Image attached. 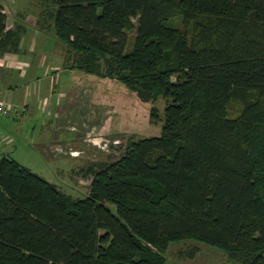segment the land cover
<instances>
[{
  "label": "trees",
  "instance_id": "obj_1",
  "mask_svg": "<svg viewBox=\"0 0 264 264\" xmlns=\"http://www.w3.org/2000/svg\"><path fill=\"white\" fill-rule=\"evenodd\" d=\"M53 5L39 23L52 20L69 67L120 81L152 121L165 99L162 133L90 165L83 198L2 156L0 264H167L184 240L264 264V0ZM25 31L0 3V54Z\"/></svg>",
  "mask_w": 264,
  "mask_h": 264
},
{
  "label": "crops",
  "instance_id": "obj_2",
  "mask_svg": "<svg viewBox=\"0 0 264 264\" xmlns=\"http://www.w3.org/2000/svg\"><path fill=\"white\" fill-rule=\"evenodd\" d=\"M13 1L14 7H11L12 11H10L11 9H8L5 5L8 4V6H11L9 0H0V3L8 14V27L12 28L17 24H22L25 26L26 31L21 42V51L19 53L6 52L0 54V101L16 109L12 118L15 119V122L21 121L22 124L13 127L17 133L22 132L23 139L25 140L28 139L24 137L28 131H25V134L24 129L29 127L30 130L33 131L32 128L37 126L33 125V127H31L30 122L34 120L36 123L37 119L41 120V125H43L42 130L36 132L34 136L32 135L33 141L30 140L32 142L29 144L33 147L29 150L39 153L40 156L47 160L68 161V169L71 171L70 174L72 178L66 181V184L71 185L75 189L77 183H79L81 179H84L83 176H91V174L88 173V168L94 163L95 152L97 150L101 152V150L98 149V144H96L97 141H95L96 138L92 134L95 130L93 125L83 134H77L76 137L67 139L61 144L62 137L59 134L60 128L57 123L63 118L64 113L68 112L67 115H69L72 110L73 117H78V119L76 121H73V118L68 120L65 129L74 133L77 131L79 123L84 122V125L87 123L89 125L90 121L84 119L81 114L83 109L85 110V106L89 109L91 107L95 108L97 105L98 107H103L101 111L104 112L110 109L111 102L102 101V98H97L96 100L94 88L80 83L82 80H86L87 77H85V75L88 76L87 73L70 68L69 64L62 67L65 61L66 48L65 45L63 46L59 43L60 40L58 38L59 41L54 45L55 51H57L55 57L57 58L51 60L49 64L47 58L44 56L38 61V67H40V69L44 67L45 74L52 77L50 85H40V80L33 89L26 87L28 82L23 79L28 76V69L35 60L30 54H32L36 46L31 34L25 36L28 32V28L31 27L38 34H40L41 31L43 34H48L46 31L52 32L53 28L50 26V19L46 22L42 21L39 23L41 16L43 18V14H41L42 11L39 13V11L33 10L29 3L27 4L26 2L28 0ZM32 10L39 13L35 19L31 17ZM45 24L46 26H44ZM53 38L49 37L46 39L44 42L45 45L51 43V41L54 42ZM24 46H27L28 50H23L22 48ZM51 72H53V74H51ZM17 78L19 80H17ZM8 118L9 117L0 113V128L3 122L5 123L6 120H9ZM42 119H44L43 122ZM107 128L108 125L103 124L100 125V129L98 128L97 131L101 136H108V132L104 134ZM50 129L51 132L49 133ZM53 130L55 133L52 134ZM0 134L3 137V142L0 143V158L4 155H17L20 152V146L17 143L16 135L11 131L6 133L2 130H0ZM78 158H86L88 162L76 163L77 165L72 164L71 159ZM90 160L92 161L90 162ZM62 167L63 166L57 167L58 172L64 170Z\"/></svg>",
  "mask_w": 264,
  "mask_h": 264
},
{
  "label": "rangeland",
  "instance_id": "obj_3",
  "mask_svg": "<svg viewBox=\"0 0 264 264\" xmlns=\"http://www.w3.org/2000/svg\"><path fill=\"white\" fill-rule=\"evenodd\" d=\"M16 1V0H15ZM27 4L29 3L30 7L33 10L39 11H45L46 13L49 12L51 9L54 8L55 5H53V0H28L26 1ZM9 3L11 6H8V4H5L8 9H11L12 11L13 0H9ZM12 7V8H11ZM31 11V17L37 18V15H39L36 11ZM11 14V12H10ZM12 18V17H11ZM52 22V20H51ZM46 26V24L44 25ZM40 27V26H39ZM46 28V27H45ZM48 29V28H46ZM48 34H43L41 31L40 34H38L34 29L31 27L28 28V32L25 36H29L31 34L32 39L36 43L35 49L30 54L35 58L33 61V64L29 67L28 76L23 79L26 80L28 83L26 87L33 89L37 86V83L40 81V85L47 84L50 85V82L52 80L51 76H47L45 74V68L43 67L40 69L38 67V61L41 57H45L48 60V64L51 60L56 59L55 57L57 54V51H55V43L59 41L54 33V31H46ZM33 33V34H32ZM49 37H54V42L51 41V43H48L45 45V40ZM24 38V36H23ZM50 42V41H49ZM53 42V43H52ZM61 45L64 46L62 42L59 41ZM27 46H24L23 50H28ZM66 48V46H65ZM67 65V63L64 61L63 66ZM70 65V64H69ZM84 73V72H83ZM53 74V72H51ZM86 80H82L80 83L85 84V86L89 85L91 88H94V95L97 98H102L101 100L106 102H111L110 109L105 110L104 112L101 111L103 107H98L96 105L95 108H89L85 106V110L82 111V116L84 119L89 120L88 123L84 125V122H81L78 124V129L76 132L72 133L71 131H68L65 129L67 126L68 120H71L73 118V121H76L78 117H73L72 110L67 115L68 112L64 113L63 118L58 121L57 125L60 128L59 134L62 137L61 144L64 143L67 139H71L73 137H76L77 134H83L89 127L93 125L95 128L94 132L92 133L94 137L96 138L95 141L98 147V149L95 152V160L94 162L99 161H113L120 157L122 153L125 150L127 139L129 137H146V136H160L162 133V124L164 119V109H165V99L160 98L155 105L159 108V116L161 119H159L158 122L155 120L152 121L150 117V108L152 104H143L141 103L137 95L134 91L127 88L123 83L117 80H111L105 77H98L95 75L88 74V76L85 75ZM17 80H19L17 78ZM240 103L238 101H233L230 107V113L235 116L238 114L240 109ZM77 114V112H76ZM8 117V116H7ZM13 117V116H12ZM8 118L9 120H6V122L1 124L0 130L8 133L12 132L16 135L17 143L20 146V152L17 155L11 154L9 156L13 158H17L19 162L22 164L28 166L33 171L38 173L40 176L44 177L45 179L49 180L50 182H53L59 186V188L67 193L71 194L75 197H86L89 193L90 189V183H91V176H83L84 179H81L79 183H77V187L75 189L69 185L66 184V181L71 180V174L69 168V162L66 160H59V161H51L43 158L40 156L39 153L34 152L32 150H29L33 146L29 143L33 141V137L36 132H40L42 130L41 120L37 119L36 123L30 122V126L33 127V125H36L37 127L32 128H25L24 132L28 131L27 134L25 132L27 140L23 139V134L17 133L15 131V128L13 126L15 125H21L22 122L18 121L15 122V119ZM75 118V119H74ZM39 120V121H38ZM44 119H42L43 122ZM83 121V120H82ZM108 125L107 130H105L104 134H107L108 136H101V134L97 131V129H100V125ZM56 125V127H57ZM88 126V127H86ZM23 130V129H22ZM51 132V129L49 130V133ZM55 133L53 130L52 134ZM53 137V136H52ZM101 138V139H98ZM32 140V141H30ZM38 147V145L36 144ZM99 151V152H98ZM101 153V154H100ZM88 159L86 158H78V159H71L72 164H79V163H86ZM92 160H90L91 162ZM76 164V165H77ZM63 166L62 169L58 172L57 167ZM73 166V165H72ZM62 172V173H60ZM111 208L114 209L113 204H109ZM198 248V253L194 258H190L188 256L183 257L180 254V250L186 251L190 250L192 248ZM167 258L168 262L167 264H240L235 261H232L229 259L226 252L223 250L206 244L204 242L196 241V240H184L179 242H174L170 244L169 250L167 252Z\"/></svg>",
  "mask_w": 264,
  "mask_h": 264
},
{
  "label": "built area",
  "instance_id": "obj_4",
  "mask_svg": "<svg viewBox=\"0 0 264 264\" xmlns=\"http://www.w3.org/2000/svg\"><path fill=\"white\" fill-rule=\"evenodd\" d=\"M16 109L10 105L5 104L4 102L0 101V113L8 116V117H12L15 114ZM3 142V137L0 134V143Z\"/></svg>",
  "mask_w": 264,
  "mask_h": 264
}]
</instances>
